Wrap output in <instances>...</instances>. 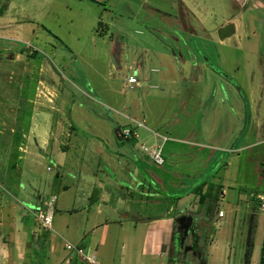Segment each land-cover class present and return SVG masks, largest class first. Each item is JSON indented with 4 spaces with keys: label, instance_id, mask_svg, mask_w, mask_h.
I'll use <instances>...</instances> for the list:
<instances>
[{
    "label": "rangeland",
    "instance_id": "obj_1",
    "mask_svg": "<svg viewBox=\"0 0 264 264\" xmlns=\"http://www.w3.org/2000/svg\"><path fill=\"white\" fill-rule=\"evenodd\" d=\"M1 168L99 264H264V0H0Z\"/></svg>",
    "mask_w": 264,
    "mask_h": 264
},
{
    "label": "crops",
    "instance_id": "obj_2",
    "mask_svg": "<svg viewBox=\"0 0 264 264\" xmlns=\"http://www.w3.org/2000/svg\"><path fill=\"white\" fill-rule=\"evenodd\" d=\"M10 6L11 3L5 4L4 11L7 12ZM13 145L17 151H24L21 142ZM7 172L1 168L0 179L7 177L5 175ZM12 197L15 198V201L11 200ZM51 199L55 200L54 197ZM39 201V204L25 202L21 193L9 194L0 188V264H82L73 253L64 249L65 240L63 241L62 234L67 239H71L69 226L63 230L59 225L56 224L54 227L52 224V230L46 231L39 225L36 215L49 203L40 199ZM64 213H68V211ZM223 217L224 215L221 218ZM131 221L134 230L139 231L141 256L152 255L150 249L157 245L160 249V245L164 244L165 240L170 239L173 234L167 221H163L161 226L156 229H151L150 224L144 219L131 218ZM101 226V224L88 225L86 223L76 232L78 235L86 236L87 233L91 235L98 232ZM53 229L61 236L58 234L56 236L51 235ZM131 241L133 240L131 239ZM211 248L212 251L216 249V242L211 243ZM160 264L164 263L161 262Z\"/></svg>",
    "mask_w": 264,
    "mask_h": 264
},
{
    "label": "built area",
    "instance_id": "obj_3",
    "mask_svg": "<svg viewBox=\"0 0 264 264\" xmlns=\"http://www.w3.org/2000/svg\"><path fill=\"white\" fill-rule=\"evenodd\" d=\"M127 82L129 84L136 83L135 78L129 77ZM130 136L129 131H123L121 132V137L123 139L128 138ZM162 140L165 142L166 138L161 137ZM142 150L149 154L152 161L158 165H163L164 161L161 155V149H153V150H147L146 148L142 147ZM53 202L54 200L51 199L48 204L45 205V207L36 215V220L39 223V225L45 229L46 231L52 230V220H53ZM258 210L264 214V195L258 197ZM223 216V213L220 211L218 213V217L221 218ZM64 248L66 251L73 253L82 264H99L94 254L91 253V251H85L84 249H81L80 247H74L68 243L64 244Z\"/></svg>",
    "mask_w": 264,
    "mask_h": 264
},
{
    "label": "trees",
    "instance_id": "obj_4",
    "mask_svg": "<svg viewBox=\"0 0 264 264\" xmlns=\"http://www.w3.org/2000/svg\"><path fill=\"white\" fill-rule=\"evenodd\" d=\"M202 187L201 186L199 189H198V194L200 196V202L202 203L203 202V197L207 195V193H204L202 194ZM260 258L264 260V238L262 240V245H261V250H260Z\"/></svg>",
    "mask_w": 264,
    "mask_h": 264
},
{
    "label": "water",
    "instance_id": "obj_5",
    "mask_svg": "<svg viewBox=\"0 0 264 264\" xmlns=\"http://www.w3.org/2000/svg\"><path fill=\"white\" fill-rule=\"evenodd\" d=\"M115 136H116L117 138H119V136H121V131H120L119 129L115 131ZM189 224H190V223H189Z\"/></svg>",
    "mask_w": 264,
    "mask_h": 264
}]
</instances>
